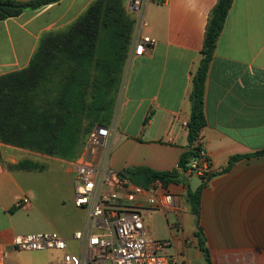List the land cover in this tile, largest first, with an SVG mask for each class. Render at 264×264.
I'll use <instances>...</instances> for the list:
<instances>
[{"label": "crops", "instance_id": "1", "mask_svg": "<svg viewBox=\"0 0 264 264\" xmlns=\"http://www.w3.org/2000/svg\"><path fill=\"white\" fill-rule=\"evenodd\" d=\"M93 1L59 0L0 21V76L26 68L41 39L64 31ZM129 1L123 0V7L134 19L127 8ZM216 2L146 4L143 33L154 43L140 57L129 56L130 47L127 53L109 125L112 170H178L180 155L188 151L183 124L190 115L192 78ZM204 113L206 125L200 132L199 147L209 157L215 175L202 190L199 225L211 261L264 264V0L232 1L208 67ZM11 148L0 143L1 244L14 236L10 208L29 194L13 176L25 170L9 169L21 161L9 155ZM233 156L243 157L222 173ZM182 182L168 185L178 196L176 208L168 211L174 213L175 224L167 223L168 212L154 213L164 216L170 234L167 240L174 241L183 264H192L204 259L194 237L195 217L185 202ZM170 228H178V234ZM7 257V264H49L60 253L10 251Z\"/></svg>", "mask_w": 264, "mask_h": 264}, {"label": "trees", "instance_id": "2", "mask_svg": "<svg viewBox=\"0 0 264 264\" xmlns=\"http://www.w3.org/2000/svg\"><path fill=\"white\" fill-rule=\"evenodd\" d=\"M59 0H0V21L34 11ZM233 0H217L204 34L199 67L192 78L190 115L186 124L188 151L178 160V170L156 171L138 167L124 171L140 186L153 180L163 185L187 181L183 172L190 156L197 158L200 132L206 125L204 90L208 67ZM134 19L123 0H95L64 31L39 42L28 66L0 76V143L65 161L76 160L96 127L111 124L124 63L130 47ZM118 74V75H117ZM243 156L229 159L227 172ZM11 170L42 171L32 160L9 165ZM214 175L211 176V178ZM186 191V202L196 222L206 182ZM17 206L10 208L11 213ZM205 264H212L201 228L194 232Z\"/></svg>", "mask_w": 264, "mask_h": 264}, {"label": "built area", "instance_id": "3", "mask_svg": "<svg viewBox=\"0 0 264 264\" xmlns=\"http://www.w3.org/2000/svg\"><path fill=\"white\" fill-rule=\"evenodd\" d=\"M166 0H130L128 10L134 14L129 56L140 57L154 43L145 35V6ZM186 122L183 126L186 127ZM112 128L94 130L83 153L73 166V205L82 213L80 228L70 239L56 232L14 235L0 243V264H6L10 251L58 252L60 257L49 264H183V259L170 240H155L145 223L147 212L162 214L174 210L178 196L162 181L153 180L143 187L133 183L124 172L109 166V136ZM91 145L97 146L88 160ZM194 146H199V140ZM193 158L184 177L208 182L215 175L211 161L203 149ZM26 197L16 206L30 207ZM168 248L172 252L166 253Z\"/></svg>", "mask_w": 264, "mask_h": 264}, {"label": "rangeland", "instance_id": "4", "mask_svg": "<svg viewBox=\"0 0 264 264\" xmlns=\"http://www.w3.org/2000/svg\"><path fill=\"white\" fill-rule=\"evenodd\" d=\"M89 149H92V151H88V160L92 158L93 151L99 153L100 150L94 145H91ZM8 150L9 155H12L16 160H32L42 165L44 169L42 172L25 171L13 173L17 182L28 190L29 194L27 196L25 195V197L30 202L29 208H15L10 213L13 215L14 235L49 233L53 231L66 239H70L72 233L80 228L82 219V213L74 207L72 201L74 176L70 172L73 171L76 160L65 161L14 147ZM3 155L7 154L3 152ZM186 184L190 190H194L198 186L199 180L196 177H191L188 178ZM188 209L190 212V206H188ZM167 215V223L170 226L175 224L176 219L174 213L168 212ZM145 220L155 240H167L170 238L164 216L151 212L150 215L145 216ZM195 226V231L198 228L202 230V227L199 225V220L196 222L195 219ZM170 230L175 235L179 232L178 228H170ZM218 245L220 244L218 243ZM229 246H236V244L230 243ZM227 249H229L228 246ZM165 252L170 254L172 251L166 248ZM12 253L17 252L12 251ZM178 254L182 258V255L180 253ZM22 259L24 260V258ZM8 260L9 257H6V264ZM192 264H205V262L202 259H198L192 262ZM212 264L218 263L212 262Z\"/></svg>", "mask_w": 264, "mask_h": 264}, {"label": "water", "instance_id": "5", "mask_svg": "<svg viewBox=\"0 0 264 264\" xmlns=\"http://www.w3.org/2000/svg\"><path fill=\"white\" fill-rule=\"evenodd\" d=\"M102 126H98L95 129L98 130L99 128H101ZM193 159V156H190L189 160L191 161Z\"/></svg>", "mask_w": 264, "mask_h": 264}]
</instances>
